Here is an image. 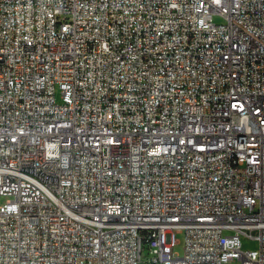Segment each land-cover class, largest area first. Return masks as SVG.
Here are the masks:
<instances>
[{"label":"built area","instance_id":"1","mask_svg":"<svg viewBox=\"0 0 264 264\" xmlns=\"http://www.w3.org/2000/svg\"><path fill=\"white\" fill-rule=\"evenodd\" d=\"M230 262L264 264V0H0V264Z\"/></svg>","mask_w":264,"mask_h":264},{"label":"rangeland","instance_id":"2","mask_svg":"<svg viewBox=\"0 0 264 264\" xmlns=\"http://www.w3.org/2000/svg\"><path fill=\"white\" fill-rule=\"evenodd\" d=\"M214 22L221 23L222 21L219 18H214ZM175 246L173 248V252L177 253L179 256L183 253L184 247V235L182 233H175L174 235ZM241 250L244 252L247 251H257L258 243L257 241L249 238H241ZM149 257L147 251L145 250L142 254L143 260H146ZM229 264H236L235 262H230Z\"/></svg>","mask_w":264,"mask_h":264}]
</instances>
